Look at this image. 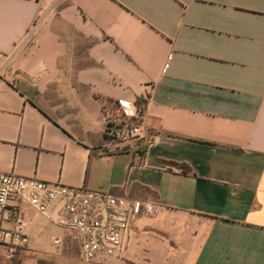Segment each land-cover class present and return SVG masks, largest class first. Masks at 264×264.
Here are the masks:
<instances>
[{
	"label": "crops",
	"instance_id": "1",
	"mask_svg": "<svg viewBox=\"0 0 264 264\" xmlns=\"http://www.w3.org/2000/svg\"><path fill=\"white\" fill-rule=\"evenodd\" d=\"M0 51V170L152 207L104 264H264V0H0ZM119 99L140 137L108 136ZM25 207L0 264L66 251Z\"/></svg>",
	"mask_w": 264,
	"mask_h": 264
},
{
	"label": "built area",
	"instance_id": "2",
	"mask_svg": "<svg viewBox=\"0 0 264 264\" xmlns=\"http://www.w3.org/2000/svg\"><path fill=\"white\" fill-rule=\"evenodd\" d=\"M7 55L0 51V77L6 68ZM114 115L104 114L111 124L108 136L121 142L142 135L140 112L126 100L117 101ZM140 161L137 157L135 162ZM29 205L44 214L63 230L54 244L75 245L85 261H110L121 253L126 233L135 219L152 207L140 199L109 190H88L0 170V249L12 258L30 242L27 231Z\"/></svg>",
	"mask_w": 264,
	"mask_h": 264
},
{
	"label": "rangeland",
	"instance_id": "3",
	"mask_svg": "<svg viewBox=\"0 0 264 264\" xmlns=\"http://www.w3.org/2000/svg\"><path fill=\"white\" fill-rule=\"evenodd\" d=\"M51 113H54L55 117H59L57 112H54L49 108ZM41 214V213H40ZM34 233L35 236L32 240H36V243L44 244L46 247L52 249L53 239L62 234L63 230L52 223L45 215L41 214L34 220ZM31 240V238H30ZM109 260L114 262L115 257H109ZM31 264H104L102 260L85 261L80 257L79 250L75 245H67L66 251L61 255H44L36 254L31 258Z\"/></svg>",
	"mask_w": 264,
	"mask_h": 264
}]
</instances>
